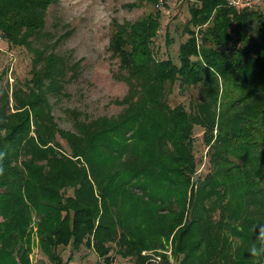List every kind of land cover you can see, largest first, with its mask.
Returning a JSON list of instances; mask_svg holds the SVG:
<instances>
[{
  "label": "trees",
  "instance_id": "16d2710c",
  "mask_svg": "<svg viewBox=\"0 0 264 264\" xmlns=\"http://www.w3.org/2000/svg\"><path fill=\"white\" fill-rule=\"evenodd\" d=\"M56 1L0 0V39L32 56L23 85L0 87V264H29L32 214L50 264L71 260L60 246H85L110 264L111 252L137 256L164 238L177 264H264L250 253L264 226V10L191 0L177 63L154 45L160 9L113 21L108 50L126 107L91 119L71 109L68 129L48 94H62L79 61L51 52L62 35L35 44ZM175 85L188 108L169 105ZM195 127L207 147L203 175Z\"/></svg>",
  "mask_w": 264,
  "mask_h": 264
},
{
  "label": "rangeland",
  "instance_id": "374dc122",
  "mask_svg": "<svg viewBox=\"0 0 264 264\" xmlns=\"http://www.w3.org/2000/svg\"><path fill=\"white\" fill-rule=\"evenodd\" d=\"M131 2H136L137 5H124ZM189 2L191 0H162L159 7L146 0H57L52 3L45 16L44 30L47 35L35 44H51L62 35L63 38L51 52L63 56L70 64L79 61L74 77L69 78L72 71H67L62 94H48L51 111L58 126L72 128L71 109L78 110L82 118L91 119L102 115L115 116L126 107L121 99L127 93L128 86L123 79L116 77L118 59L112 57L108 50L113 21H134L146 14L152 6L154 9H160L161 26L158 36L154 39V45L160 58L168 57L177 63L178 45L186 38L182 29L189 18ZM228 4L238 7L248 5L264 10V0H228ZM166 35L170 40L169 44L165 41ZM31 57V53L25 48H9L7 42L0 39V72L7 70L0 78V87H4L7 82L8 85H23L31 76ZM189 100L188 94H181L175 85L168 103L172 107L183 104L188 108ZM202 132L201 128H194L193 142L194 154L199 162L197 173L203 175L208 171L209 163L205 156L207 147L202 140ZM58 140L65 145L64 140ZM35 217V214H32L28 227L31 236L29 264H50L39 246ZM164 250H170L169 255L161 254L166 258L169 256L164 264H172V260L177 264L171 238H164L158 247L140 250L137 256L121 255L114 251L108 257L110 264H140V261L145 264L150 256H144V252L152 251L160 255V251ZM57 251L64 260L71 259L68 264H103L102 258L85 246H81L77 251H72L70 246H60ZM163 262L162 259L161 264Z\"/></svg>",
  "mask_w": 264,
  "mask_h": 264
},
{
  "label": "built area",
  "instance_id": "2783aa9c",
  "mask_svg": "<svg viewBox=\"0 0 264 264\" xmlns=\"http://www.w3.org/2000/svg\"><path fill=\"white\" fill-rule=\"evenodd\" d=\"M162 0H159L154 6L155 7H159V5H161ZM231 3V2H230ZM170 250H164L163 252L160 251V255H156L154 254L155 252H144V256H150L149 259L146 260L145 264H149V263H153V264H161L162 263V256L161 254H167L169 255ZM167 258L169 259V256H167ZM170 263L173 264V260L170 261Z\"/></svg>",
  "mask_w": 264,
  "mask_h": 264
},
{
  "label": "clouds",
  "instance_id": "9594fccd",
  "mask_svg": "<svg viewBox=\"0 0 264 264\" xmlns=\"http://www.w3.org/2000/svg\"><path fill=\"white\" fill-rule=\"evenodd\" d=\"M257 240L259 241V247L253 245L250 248V253L252 256H260L264 254V226L260 227V230L257 234Z\"/></svg>",
  "mask_w": 264,
  "mask_h": 264
}]
</instances>
